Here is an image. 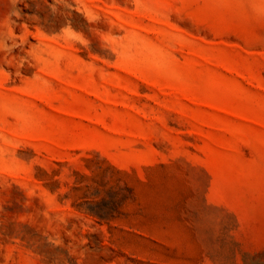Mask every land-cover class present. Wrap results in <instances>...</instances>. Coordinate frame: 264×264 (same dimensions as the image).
Masks as SVG:
<instances>
[{
  "label": "rangeland",
  "instance_id": "obj_1",
  "mask_svg": "<svg viewBox=\"0 0 264 264\" xmlns=\"http://www.w3.org/2000/svg\"><path fill=\"white\" fill-rule=\"evenodd\" d=\"M0 264H264V0H0Z\"/></svg>",
  "mask_w": 264,
  "mask_h": 264
}]
</instances>
